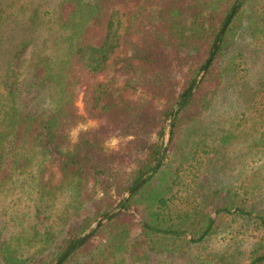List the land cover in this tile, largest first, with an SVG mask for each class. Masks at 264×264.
<instances>
[{"label": "trees", "instance_id": "trees-1", "mask_svg": "<svg viewBox=\"0 0 264 264\" xmlns=\"http://www.w3.org/2000/svg\"><path fill=\"white\" fill-rule=\"evenodd\" d=\"M237 1L0 0V264H53L158 164ZM245 122L261 169L264 0L238 5L158 169L62 264H264L259 177L226 175Z\"/></svg>", "mask_w": 264, "mask_h": 264}, {"label": "rangeland", "instance_id": "rangeland-1", "mask_svg": "<svg viewBox=\"0 0 264 264\" xmlns=\"http://www.w3.org/2000/svg\"><path fill=\"white\" fill-rule=\"evenodd\" d=\"M179 78H180V75L177 74L175 76V80H178ZM76 106L79 110V113L82 114L83 108H82V103L80 100L77 102ZM96 125H97V123L95 121H88L85 124H82V125L80 124L77 127H75L73 130L70 131L71 142H75L77 140V137L81 131L92 130L96 127ZM250 126H251L250 122H245L244 125L240 129H237L234 133L237 136V140L231 146L228 147L227 152H226V158L228 159V166L226 168V175L233 177V181L235 182V186H241L242 185L243 188L250 185L253 181V178L259 177L258 180L260 182V186H261L262 190L264 191V166L260 169L259 164L261 165V161L255 162V160H258L260 157L252 160L247 155L248 138L249 137L258 138V134L255 136H250ZM167 128H168V123H167ZM166 131H167V129H166ZM241 131H244V132H241ZM247 131H248V137L246 136ZM261 132H263L262 129L259 130V133H261ZM124 143H125V141L122 140L121 138L112 137V138L104 141L103 146L108 150H117L118 148L124 146ZM126 192H125V194H126ZM241 192L243 193L244 189H242ZM125 194H124V196H125ZM124 196H123V198H124ZM136 216L139 218V216L137 214H136ZM212 216L215 217V215H212ZM228 239H230V235L228 234L227 230H225V231L221 230L219 232L218 238L216 240H213L212 248L215 249L217 247V243L219 241L224 242V241H228Z\"/></svg>", "mask_w": 264, "mask_h": 264}, {"label": "water", "instance_id": "water-1", "mask_svg": "<svg viewBox=\"0 0 264 264\" xmlns=\"http://www.w3.org/2000/svg\"><path fill=\"white\" fill-rule=\"evenodd\" d=\"M244 0H238L237 3L233 6L232 10L230 11V14L228 16V18L226 19V21L224 22V24L222 25V27L219 30L217 39L213 45L212 48V52L204 66V68L202 69L200 75L197 77L196 81L194 82L193 86L189 87L176 101V103L174 104L171 113H170V117H169V121H168V128L163 140V148L161 150V156H160V160L158 162V164L152 169L150 170L148 173H146L140 180L139 182H137L134 186H132L125 194L123 200L121 201V203L114 209L108 211L107 213H105L103 216H101L96 222H94L89 228L88 230H86V232L79 237L75 242H73L71 245H69L64 252L59 256V258L53 263V264H62L63 261L68 257V255L73 252L74 250H76L77 248H79L81 245H83L86 241H88L90 239V237L93 235V233L98 229V227L100 226V224H102L103 222H105L109 217H111L113 214L119 212V211H123V207L124 205L127 203V200L130 198V196L139 188H141L145 182L150 178V176H152L154 174V172L158 169V167L160 166V164L162 163L163 159H164V155L166 153V148L168 146V142L170 139V132L172 130L173 127V116L175 114L176 108L178 107V105L180 104V102L189 94L191 93L199 84V82L201 81V79L203 78L207 68L209 67L212 59L215 56V53L217 51L218 45H219V41L222 38L225 29L227 28L230 20L232 19V17L234 16L238 5L240 3H242Z\"/></svg>", "mask_w": 264, "mask_h": 264}]
</instances>
